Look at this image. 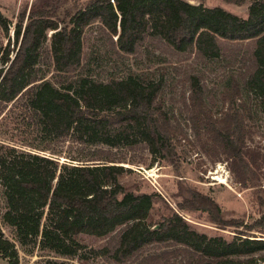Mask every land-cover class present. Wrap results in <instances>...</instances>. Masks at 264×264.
<instances>
[{
    "label": "trees",
    "instance_id": "16d2710c",
    "mask_svg": "<svg viewBox=\"0 0 264 264\" xmlns=\"http://www.w3.org/2000/svg\"><path fill=\"white\" fill-rule=\"evenodd\" d=\"M95 22L101 23L117 52L135 54L149 36L166 42L181 59L196 50L204 68H185L195 129L199 137L204 132L220 138L224 152L243 158L237 137L245 131L247 119L264 117V0H254L247 17L188 0H91L73 13L66 11L63 21L32 9L25 27L16 25L17 48L0 45L5 64L0 67V102L24 99V124L38 140L26 143L32 150L0 144L2 222L25 250L40 243L42 249L68 259L84 247L80 235L104 237L124 226L117 246L102 251L118 264L144 254L149 246L169 248L147 254L138 264H264L263 237L242 232L246 236L231 239L209 235L177 212L151 223L156 196L128 190L120 179L127 171L124 166L73 161L115 162L114 158L92 153L93 157L61 163L42 153H55L51 144L65 137L112 148L142 143L157 160L165 159L171 149L174 131L164 94L173 72L167 67L128 69L99 77L91 67L92 51L82 64L84 32ZM0 25L8 31L1 13ZM50 30L54 32L48 50ZM223 41H250L252 59L244 61L248 71L242 79L228 73L223 93L232 96V102L241 101L216 120L205 105L207 86L202 80L207 69L224 62ZM165 60L150 57L153 63ZM51 68L55 73L48 78ZM248 225V230L264 232V214ZM0 255L8 264H19L18 248L1 225ZM42 264L75 263L48 258Z\"/></svg>",
    "mask_w": 264,
    "mask_h": 264
},
{
    "label": "rangeland",
    "instance_id": "374dc122",
    "mask_svg": "<svg viewBox=\"0 0 264 264\" xmlns=\"http://www.w3.org/2000/svg\"><path fill=\"white\" fill-rule=\"evenodd\" d=\"M91 0H0V13L8 21V31L0 25V45L17 48L15 42L16 25L25 27L30 11L47 12L54 19L66 20V11L71 13L85 6ZM202 3L209 7H222L242 17H247L249 7L254 0H188ZM46 14V13H45ZM63 24V22L61 23ZM50 30L46 48L51 49ZM116 39V36L114 40ZM224 62H219L214 70H206L202 82L207 86L205 105L216 120H222L228 112L238 108L240 99L232 102V96L224 95L229 72H234L242 79L251 63L250 41H223ZM91 51L94 73L105 78L111 73H122L128 69L137 72L154 71L158 67H167L173 72L164 94L166 108L173 125L172 145L165 159L157 160L145 144L127 147H107L104 145H87L71 137L55 140L51 145L53 151H43L63 162L71 158L103 156L116 159L115 162L104 160H73L75 163L108 162L124 166L127 171L120 177L128 190L137 193H153L156 200L150 212L149 221L156 223L173 212L179 213L195 229L209 235H222L231 239L234 235L250 234L252 237L264 238V232L248 230V224L264 214V117L261 114L247 119L245 131L237 137L243 158L224 152L221 139L214 134L202 133L199 137L191 112V89L187 83L185 68L201 70L203 64L196 59V50L187 59H181L174 49L156 37H147L135 54L117 52L112 49L109 39L104 35L100 22L86 27L82 64H87ZM14 53H11L13 56ZM164 57L162 63L151 62L150 57ZM48 63V62H47ZM153 64V65H152ZM152 65V66H151ZM0 55V67H4ZM47 69V66L45 68ZM179 70V71H178ZM183 70V72L181 71ZM52 71L48 78H53ZM185 101L188 106H186ZM24 99L16 102H0V144L7 143L16 147L32 150L26 143H38L31 127L24 124ZM222 124V123H221ZM175 133V134H174ZM220 144V145H219ZM56 149V150H55ZM101 155V156H100ZM131 169V170H130ZM129 170V171H128ZM223 175L224 181L215 180L213 176ZM227 176V177H226ZM1 185V184H0ZM216 205L220 208L217 211ZM4 203L0 197V225L4 234L15 242L19 252V264H42L48 258L66 259L75 264H118L112 260L105 247L110 250L118 244L121 231L104 237L80 235L79 241L84 245L78 256L64 258L56 252L42 249L40 243L27 245V251L14 239L9 226L2 222ZM248 231V232H245ZM166 247L149 246L144 254L135 257L126 264H138L149 253L162 251ZM0 264H8L0 255ZM261 264V263H260Z\"/></svg>",
    "mask_w": 264,
    "mask_h": 264
},
{
    "label": "bare ground",
    "instance_id": "6f19581e",
    "mask_svg": "<svg viewBox=\"0 0 264 264\" xmlns=\"http://www.w3.org/2000/svg\"><path fill=\"white\" fill-rule=\"evenodd\" d=\"M215 180H218V181H221L223 182L224 179H223V175H220L219 173H217V175L213 176ZM227 177V176H226Z\"/></svg>",
    "mask_w": 264,
    "mask_h": 264
}]
</instances>
